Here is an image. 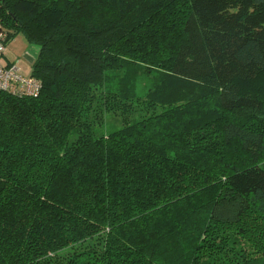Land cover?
I'll return each instance as SVG.
<instances>
[{"label": "trees", "instance_id": "trees-1", "mask_svg": "<svg viewBox=\"0 0 264 264\" xmlns=\"http://www.w3.org/2000/svg\"><path fill=\"white\" fill-rule=\"evenodd\" d=\"M0 29L43 86L0 93V264H264V0H3Z\"/></svg>", "mask_w": 264, "mask_h": 264}, {"label": "built area", "instance_id": "built-area-1", "mask_svg": "<svg viewBox=\"0 0 264 264\" xmlns=\"http://www.w3.org/2000/svg\"><path fill=\"white\" fill-rule=\"evenodd\" d=\"M3 0H0V6ZM7 47L4 42V33L0 29V93L17 97H37L43 86L35 77L24 76L15 64L3 63Z\"/></svg>", "mask_w": 264, "mask_h": 264}, {"label": "rangeland", "instance_id": "rangeland-1", "mask_svg": "<svg viewBox=\"0 0 264 264\" xmlns=\"http://www.w3.org/2000/svg\"><path fill=\"white\" fill-rule=\"evenodd\" d=\"M37 53L38 47L36 45L28 43L23 35H18L7 46V57L3 63L11 62L15 64L24 76L30 77L35 54Z\"/></svg>", "mask_w": 264, "mask_h": 264}, {"label": "crops", "instance_id": "crops-1", "mask_svg": "<svg viewBox=\"0 0 264 264\" xmlns=\"http://www.w3.org/2000/svg\"><path fill=\"white\" fill-rule=\"evenodd\" d=\"M37 54H35V58H36Z\"/></svg>", "mask_w": 264, "mask_h": 264}]
</instances>
